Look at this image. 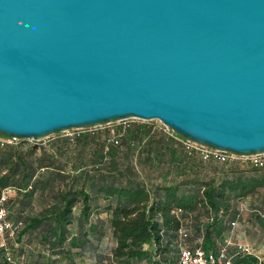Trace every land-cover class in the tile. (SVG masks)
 <instances>
[{
    "label": "water",
    "instance_id": "obj_1",
    "mask_svg": "<svg viewBox=\"0 0 264 264\" xmlns=\"http://www.w3.org/2000/svg\"><path fill=\"white\" fill-rule=\"evenodd\" d=\"M160 121L264 153V0H0V136Z\"/></svg>",
    "mask_w": 264,
    "mask_h": 264
},
{
    "label": "trees",
    "instance_id": "obj_2",
    "mask_svg": "<svg viewBox=\"0 0 264 264\" xmlns=\"http://www.w3.org/2000/svg\"><path fill=\"white\" fill-rule=\"evenodd\" d=\"M130 121L58 133L49 145L0 141V198L24 224L0 238V264H24L25 238L68 264L75 255L76 264H179L183 249L223 247L231 264H264L256 240L251 254L227 243L243 215L264 237V167L203 161L160 123Z\"/></svg>",
    "mask_w": 264,
    "mask_h": 264
},
{
    "label": "built area",
    "instance_id": "obj_3",
    "mask_svg": "<svg viewBox=\"0 0 264 264\" xmlns=\"http://www.w3.org/2000/svg\"><path fill=\"white\" fill-rule=\"evenodd\" d=\"M161 124V127L169 135L175 137L177 140L181 141L183 146H185L186 151L189 154H197L203 161H215L221 163H234L240 162L242 165H250L254 168H263L264 167V153L262 155H240L232 152H225L221 150H216L209 146H201L192 141H188L175 132L167 128L162 122H157ZM0 141L4 144H12L17 141L14 138H1ZM6 202V195L0 198V238L4 235L14 237L19 231L24 228L22 222H12L7 217V209L5 208L4 203ZM236 223L232 225L235 227ZM228 245L230 242H227ZM240 250L247 254H251L252 248L246 245H239ZM230 258L228 257V248L223 247L218 253H205L201 249L189 250L183 249L180 255L179 264H231Z\"/></svg>",
    "mask_w": 264,
    "mask_h": 264
},
{
    "label": "crops",
    "instance_id": "obj_4",
    "mask_svg": "<svg viewBox=\"0 0 264 264\" xmlns=\"http://www.w3.org/2000/svg\"><path fill=\"white\" fill-rule=\"evenodd\" d=\"M192 167L190 168H181V170L190 171ZM181 175V173H179ZM182 177V176H180ZM180 177L177 178L180 180ZM170 182L168 181V178L166 179H160L156 182V185H161L163 183ZM243 211H247V206H242ZM243 223H237L235 227L232 230V235L227 240V242H230L232 244H239L242 245H251V243L256 242L260 243L264 246V237L261 239L256 235V231H258L257 227L254 226V224L248 221L249 219L246 218V215H243ZM264 234V233H263ZM109 235V233L107 234ZM27 238L24 239L22 249L24 256H22L21 260L24 262V264H68L63 258L62 255L55 254L52 252V249L50 248L49 244L42 245L40 243L36 242H27ZM15 246H20L18 242H15ZM90 262V261H88ZM73 263L76 264V255L74 256ZM77 264H81V259H77Z\"/></svg>",
    "mask_w": 264,
    "mask_h": 264
},
{
    "label": "rangeland",
    "instance_id": "obj_5",
    "mask_svg": "<svg viewBox=\"0 0 264 264\" xmlns=\"http://www.w3.org/2000/svg\"><path fill=\"white\" fill-rule=\"evenodd\" d=\"M131 121L129 120L128 122H115L114 124H109L108 126L111 128V129H115V128H120V127H122V128H124V127H126L129 123H130ZM157 122L158 121H153V122H150L151 124H153V125H157ZM85 129H90V131H92V129L94 130L95 128H85ZM84 129V130H85ZM84 130H72L71 129V131H69V132H65V133H60V135H62V136H65V137H74V136H76L78 133H81V132H85ZM175 132V131H174ZM176 133V132H175ZM177 134V133H176ZM56 135H58V133H56ZM56 135L55 136H52V137H47V138H45V139H42L41 141H38V142H35V141H32V140H29V142L30 143H35V144H37V145H49V144H51L52 143V141L55 139V137H56ZM178 136H180L179 134H177ZM181 137V136H180ZM18 141H20V140H17V141H15V143L16 142H18ZM244 206H247L246 204H244ZM9 242V241H8ZM242 245H244L243 243H242ZM249 247H253V246H250V245H248ZM16 253V252H15ZM18 254V253H17ZM16 255V254H15Z\"/></svg>",
    "mask_w": 264,
    "mask_h": 264
}]
</instances>
